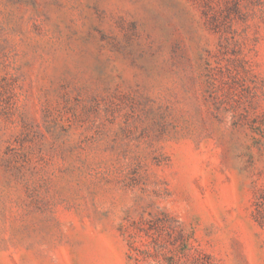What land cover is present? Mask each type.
I'll use <instances>...</instances> for the list:
<instances>
[{
	"label": "rangeland",
	"instance_id": "obj_1",
	"mask_svg": "<svg viewBox=\"0 0 264 264\" xmlns=\"http://www.w3.org/2000/svg\"><path fill=\"white\" fill-rule=\"evenodd\" d=\"M0 264H264V0H0Z\"/></svg>",
	"mask_w": 264,
	"mask_h": 264
}]
</instances>
